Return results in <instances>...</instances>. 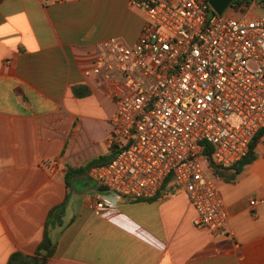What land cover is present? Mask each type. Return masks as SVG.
<instances>
[{"label":"crops","instance_id":"crops-1","mask_svg":"<svg viewBox=\"0 0 264 264\" xmlns=\"http://www.w3.org/2000/svg\"><path fill=\"white\" fill-rule=\"evenodd\" d=\"M130 3L0 0V264L34 256L46 231L57 243L48 264H264V203L255 214L250 204L264 201V136L240 174L215 176L225 236L194 226L185 192L131 202L72 173L111 154L113 85L85 74L103 42L140 39L146 14Z\"/></svg>","mask_w":264,"mask_h":264},{"label":"built area","instance_id":"built-area-1","mask_svg":"<svg viewBox=\"0 0 264 264\" xmlns=\"http://www.w3.org/2000/svg\"><path fill=\"white\" fill-rule=\"evenodd\" d=\"M130 4L146 14L140 39L103 42L85 74L100 90L113 85L109 143L118 152L89 176L131 202L157 199L171 178L165 196L185 192L194 226L225 236L230 214L207 170L237 167L264 130V0L239 19L217 15L209 0ZM263 203L250 202L253 214Z\"/></svg>","mask_w":264,"mask_h":264},{"label":"trees","instance_id":"trees-1","mask_svg":"<svg viewBox=\"0 0 264 264\" xmlns=\"http://www.w3.org/2000/svg\"><path fill=\"white\" fill-rule=\"evenodd\" d=\"M252 2L253 0H235L231 6V9L245 11L250 7ZM85 89L86 88H81L80 90L76 88L75 89L76 96L82 98L90 95V90L89 89L85 90ZM263 136H264V130L258 134L256 139L252 143L250 154L248 155V157L244 159L237 167L234 168L236 169V174H240L243 171L244 167L252 164L257 159L255 149L258 142ZM211 151H212L211 147H208V149L206 150V154L209 156L211 154ZM117 153H118L117 148L114 147L111 149V154L109 156H102L99 159L92 161L84 168L73 170L72 173L75 174L84 173L90 171L95 167L107 165L115 158ZM210 168L215 176L221 175L220 173L221 170L217 169L213 164L210 165ZM170 182H171V178L167 180L164 188L167 187ZM63 209L64 206L62 205L52 210L47 224L48 229L52 221L55 220V216L61 214ZM56 249H57V243L49 236V234L46 231L44 240L38 247L34 256H26L22 253H15L10 257L8 264H48L50 258L55 254Z\"/></svg>","mask_w":264,"mask_h":264},{"label":"water","instance_id":"water-1","mask_svg":"<svg viewBox=\"0 0 264 264\" xmlns=\"http://www.w3.org/2000/svg\"><path fill=\"white\" fill-rule=\"evenodd\" d=\"M234 1L235 0H209V3L214 12L222 16L231 8Z\"/></svg>","mask_w":264,"mask_h":264},{"label":"rangeland","instance_id":"rangeland-1","mask_svg":"<svg viewBox=\"0 0 264 264\" xmlns=\"http://www.w3.org/2000/svg\"><path fill=\"white\" fill-rule=\"evenodd\" d=\"M248 9L245 10V11H241V10H232L231 8L229 10H227V12L225 13V16L226 17H233V18H236V19H239L243 16V14L247 13ZM261 14V11L260 10H255L253 12V16L255 15H259ZM208 173L212 174L213 175V171L211 169L207 170ZM213 179H214V182L217 181V179L214 177L213 175Z\"/></svg>","mask_w":264,"mask_h":264}]
</instances>
